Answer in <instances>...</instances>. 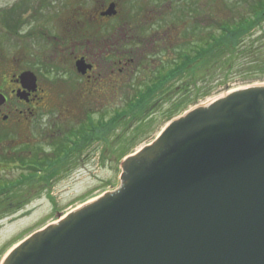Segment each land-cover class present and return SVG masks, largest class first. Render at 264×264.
<instances>
[{
	"label": "water",
	"instance_id": "water-1",
	"mask_svg": "<svg viewBox=\"0 0 264 264\" xmlns=\"http://www.w3.org/2000/svg\"><path fill=\"white\" fill-rule=\"evenodd\" d=\"M3 264H264V82L172 119L122 161L114 192L22 237Z\"/></svg>",
	"mask_w": 264,
	"mask_h": 264
},
{
	"label": "flooded vegetation",
	"instance_id": "flooded-vegetation-1",
	"mask_svg": "<svg viewBox=\"0 0 264 264\" xmlns=\"http://www.w3.org/2000/svg\"><path fill=\"white\" fill-rule=\"evenodd\" d=\"M3 1L0 8V39L4 40V46H0V177L13 173L17 178H25L40 173L42 152L48 162H53V157L66 158L67 169L78 167L89 159L90 155L84 154L99 135L91 134L82 118L72 131L71 125L78 113L87 116L99 108L114 106L113 122L117 127L122 122V112L115 105L123 96L131 99L132 112L137 111L134 104L141 99L143 111L147 109L149 10L136 12L134 25H142L147 30L148 39L143 40L137 33L139 28L128 25L122 17L128 0H96L92 12H74L72 0ZM189 1L195 3V0L176 3L185 6ZM227 1L222 0L221 4L227 5L228 21L234 16L248 20L250 5L264 2L229 0L227 4ZM214 16L217 23L223 17L221 9H216ZM193 21L197 23L195 17ZM261 24L264 27V22ZM197 29L198 32L199 26ZM198 34L195 43L200 44ZM163 41L170 44L168 36ZM139 73L145 74L143 81L132 84ZM44 116L48 117L46 121ZM93 125L103 127L105 123ZM32 127L38 141L34 142V151H29L25 132ZM68 128L71 129L63 138L65 143L62 141L53 155L41 149V138L57 139Z\"/></svg>",
	"mask_w": 264,
	"mask_h": 264
},
{
	"label": "rangeland",
	"instance_id": "rangeland-1",
	"mask_svg": "<svg viewBox=\"0 0 264 264\" xmlns=\"http://www.w3.org/2000/svg\"><path fill=\"white\" fill-rule=\"evenodd\" d=\"M94 1L96 0H72L73 10L74 12L83 10L92 12L95 9ZM181 1L128 0L123 9L122 17L125 19L124 21H127L130 26L139 28L137 33L143 40L148 39L147 30L142 25H134L137 22L136 12L149 10V85L155 77L154 73L157 72V68L162 67L163 61L161 62V60L164 57L166 58L165 50L170 47L168 45L175 44L177 46L178 43L184 45L192 40L195 41L189 31L191 30V24L194 22V17L196 18L197 27L201 25L200 21L203 23L204 17H210L214 22L216 9H221L223 17L226 18L227 5L226 3L221 4L222 0H195L196 4H191L189 1L185 6L176 3ZM2 4H4V1L0 0V8ZM197 8L199 9L197 10ZM161 9L164 11H161ZM156 10H158L157 12H164V14L157 13ZM0 21L2 22L1 19ZM204 23V27H209V19L205 20ZM217 31L216 26H213L211 30H200L198 34L200 41L207 38L209 34H217ZM175 34L177 35L176 38L174 37ZM167 36L170 44H164L163 40ZM0 46H4L3 37L0 39ZM169 53L173 55V52L169 51ZM212 74V79H209L215 87L218 85L217 80L221 75L224 76V73L220 69H216L213 70ZM143 76H145L144 73L134 76L136 82H132V84L136 83L138 85V83H141ZM233 76L236 78L234 82L227 86L218 85L211 97L197 102L196 105L184 108V111L182 110L179 115L198 104L226 94L228 91L246 86L240 75ZM206 78L208 77L200 75L194 84L184 77L173 83L171 82L169 88L162 89L161 95H165L162 101L155 100L150 105L149 102H145L147 109L144 111L142 110L144 105L136 103L134 105L137 106V111L132 112V109H130L131 99L123 96L115 105L118 108L117 110L122 112V122L117 127L114 126L113 122L114 106L106 107L103 110L99 108V111L97 109L90 112L89 115L93 118L90 117L89 120L87 119L89 115L85 116L78 113L73 119L72 131L77 128L78 120L82 118L91 134H99L92 142L90 141L91 146L84 154V156L89 154V159L79 163L78 167L70 166L67 169L66 165L69 163L66 158L53 157V162H48L47 157L42 152L43 157L39 165L40 173L25 178H17L13 173H7L8 176L5 174L0 177V186H2L0 187V264H3L4 257L22 237L100 195L114 192L122 184V161L132 152L150 145L167 125L170 112L174 108L173 105L180 104V100L184 99L185 92L182 91L190 89L191 93H188L187 98H195L196 93H198L196 91L197 87L201 82L207 83L204 82L207 80ZM189 85H196L197 87H190ZM187 86V90H182ZM187 98L184 100L186 101ZM146 110H149V112L144 113ZM93 123H105V125L100 127L93 125ZM70 129L68 128L57 139L41 138L39 140L41 141V149L45 153L53 155L54 150H57L56 147L60 148L62 141L65 143L63 138ZM25 134L26 143L29 144L28 150L34 151V142L38 141L37 132L32 127L30 131L26 130ZM134 136L137 138L136 140H132Z\"/></svg>",
	"mask_w": 264,
	"mask_h": 264
},
{
	"label": "trees",
	"instance_id": "trees-1",
	"mask_svg": "<svg viewBox=\"0 0 264 264\" xmlns=\"http://www.w3.org/2000/svg\"><path fill=\"white\" fill-rule=\"evenodd\" d=\"M262 5L264 2L261 1L250 5L248 20H244L242 16H234L229 21L227 17H219L215 24L209 16V18L204 17L203 23L200 21L198 32L202 29L211 30L213 26H216L217 34H209L207 38L200 41V44L192 40L190 43L170 46L166 49V58L161 60L162 67L157 68L155 77L149 85V105L155 100L162 101L165 96L161 95L162 89L169 88L171 82L183 77L192 84L200 75L208 78L204 81L207 83L201 82L198 87L189 85L197 87L198 93L193 99L187 98L188 93H191L190 89L187 90L188 86L181 88L187 90L182 91L185 92L183 98L187 100L182 99L180 104L173 105L168 122L176 118L184 108L211 97L218 85L227 86L234 82L236 78L233 75H240L246 85L264 82V27L261 24L264 22V7ZM208 19L209 27H204V21ZM197 30V23L193 22L189 30L193 39L198 33ZM167 50L173 52V55H170ZM216 69H220L224 76L221 75L217 80L218 85L214 87L209 78L212 79V72ZM142 101L143 99L140 103Z\"/></svg>",
	"mask_w": 264,
	"mask_h": 264
},
{
	"label": "clouds",
	"instance_id": "clouds-1",
	"mask_svg": "<svg viewBox=\"0 0 264 264\" xmlns=\"http://www.w3.org/2000/svg\"><path fill=\"white\" fill-rule=\"evenodd\" d=\"M47 119H48V117H47V116H44V117H43V120H44V121H46Z\"/></svg>",
	"mask_w": 264,
	"mask_h": 264
},
{
	"label": "bare ground",
	"instance_id": "bare-ground-1",
	"mask_svg": "<svg viewBox=\"0 0 264 264\" xmlns=\"http://www.w3.org/2000/svg\"><path fill=\"white\" fill-rule=\"evenodd\" d=\"M235 90H236V89H235ZM231 91H233V90H231ZM231 91H228V92H231ZM228 92H227V93H228Z\"/></svg>",
	"mask_w": 264,
	"mask_h": 264
}]
</instances>
